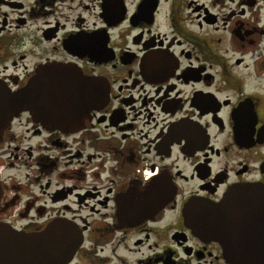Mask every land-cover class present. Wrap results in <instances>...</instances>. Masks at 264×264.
I'll return each mask as SVG.
<instances>
[{
	"label": "flooded vegetation",
	"instance_id": "flooded-vegetation-1",
	"mask_svg": "<svg viewBox=\"0 0 264 264\" xmlns=\"http://www.w3.org/2000/svg\"><path fill=\"white\" fill-rule=\"evenodd\" d=\"M0 81L82 102L4 130L0 224L66 223V264L264 259V0H0Z\"/></svg>",
	"mask_w": 264,
	"mask_h": 264
},
{
	"label": "water",
	"instance_id": "water-1",
	"mask_svg": "<svg viewBox=\"0 0 264 264\" xmlns=\"http://www.w3.org/2000/svg\"><path fill=\"white\" fill-rule=\"evenodd\" d=\"M76 85L75 83L74 86ZM40 88L35 86L33 81H29L23 88L11 90L0 81V140L11 121L23 111L38 114L46 121L61 124L62 118L74 115L82 103L77 98L74 87L70 85L41 88L43 91H56L52 94L39 93ZM253 189L243 190L255 191L259 193L260 200L264 199L263 187L255 186ZM216 208H218L216 216L220 217L221 206L218 205ZM214 219L212 226L214 228H211L210 232L220 236L221 230L218 227L220 221L218 218ZM78 238V233L66 223H56L40 232L16 231L0 224V264H66L79 245ZM233 253L234 257L239 256L236 251ZM260 257L264 258V253H261ZM239 260L230 259L235 264ZM260 261L264 262V259H244V264H256Z\"/></svg>",
	"mask_w": 264,
	"mask_h": 264
}]
</instances>
